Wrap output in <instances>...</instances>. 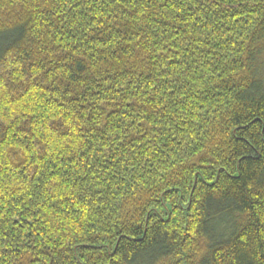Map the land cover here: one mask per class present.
Listing matches in <instances>:
<instances>
[{
	"label": "trees",
	"instance_id": "16d2710c",
	"mask_svg": "<svg viewBox=\"0 0 264 264\" xmlns=\"http://www.w3.org/2000/svg\"><path fill=\"white\" fill-rule=\"evenodd\" d=\"M0 264H264V0H0Z\"/></svg>",
	"mask_w": 264,
	"mask_h": 264
}]
</instances>
